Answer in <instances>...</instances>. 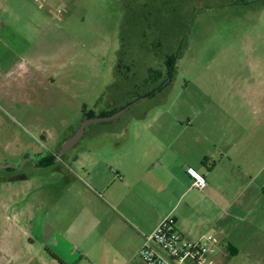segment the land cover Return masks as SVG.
I'll return each mask as SVG.
<instances>
[{
  "label": "rangeland",
  "instance_id": "rangeland-1",
  "mask_svg": "<svg viewBox=\"0 0 264 264\" xmlns=\"http://www.w3.org/2000/svg\"><path fill=\"white\" fill-rule=\"evenodd\" d=\"M40 5L54 25L44 31L38 51H59L62 62L68 52L70 65L61 75L75 81L45 84V96L28 103L0 97V166H9L0 168V264H58L50 256L48 226L60 192L54 170L59 164L44 163L58 153L64 134L73 132L66 127L81 118V104L97 116L109 104L117 107L155 90L136 104L147 113L132 122L126 138L148 137L160 124L205 118L235 143L262 139L264 154V0H54ZM169 56L174 58L171 81L149 80L150 70L165 75ZM131 111L91 127L112 129ZM104 140L100 148L106 151L111 146ZM69 264L87 263L74 254Z\"/></svg>",
  "mask_w": 264,
  "mask_h": 264
},
{
  "label": "crops",
  "instance_id": "crops-1",
  "mask_svg": "<svg viewBox=\"0 0 264 264\" xmlns=\"http://www.w3.org/2000/svg\"><path fill=\"white\" fill-rule=\"evenodd\" d=\"M43 6L0 0V97L28 103L45 96V84L75 81V76L61 75L70 65L68 52L62 62L59 51H38L44 31L54 25ZM152 91L135 94L117 107L109 104L97 116L81 104V118L66 127L73 132L64 134L57 152L82 121L108 116L144 98L130 106L132 113L116 127L104 131L92 123L58 158V153L49 155L59 164L54 170L60 192L48 226L53 254L64 264L74 254L87 264H140L143 236L170 217L188 240L205 235L217 239L211 264H264L262 139L235 143L216 133L205 118L160 124L148 137L126 138L132 122L147 113L136 104L152 97L154 93L147 96ZM103 138L110 142L109 150L100 148ZM188 167L205 178L203 191L192 188Z\"/></svg>",
  "mask_w": 264,
  "mask_h": 264
},
{
  "label": "built area",
  "instance_id": "built-area-1",
  "mask_svg": "<svg viewBox=\"0 0 264 264\" xmlns=\"http://www.w3.org/2000/svg\"><path fill=\"white\" fill-rule=\"evenodd\" d=\"M30 1L40 5L54 0ZM186 175L192 181V188L200 191L206 188L205 178L194 168L188 167ZM217 244V239L210 235L196 241L186 239L175 229L174 219L167 217L143 236L138 257L140 264H211Z\"/></svg>",
  "mask_w": 264,
  "mask_h": 264
},
{
  "label": "water",
  "instance_id": "water-1",
  "mask_svg": "<svg viewBox=\"0 0 264 264\" xmlns=\"http://www.w3.org/2000/svg\"><path fill=\"white\" fill-rule=\"evenodd\" d=\"M144 98H141L137 101H140ZM137 101H134L133 103L127 105L126 107L120 109L119 111L113 113L110 116H106V117H94V118H88L86 120H84L80 126L78 127L76 133L69 137L64 144L61 146L58 154H57V158L62 155L64 152H66L69 148H71L83 135L85 128L95 122H110L113 121L117 118H119L121 115H123L129 108L131 105L135 104ZM9 166H0V168H7Z\"/></svg>",
  "mask_w": 264,
  "mask_h": 264
},
{
  "label": "trees",
  "instance_id": "trees-1",
  "mask_svg": "<svg viewBox=\"0 0 264 264\" xmlns=\"http://www.w3.org/2000/svg\"><path fill=\"white\" fill-rule=\"evenodd\" d=\"M165 75H166V80L171 81L173 73H174V58L172 56L167 57L166 59V63H165ZM161 73L150 70L149 72V79L151 81H158V77L160 78ZM159 88V86H158ZM155 92V90H153L152 92H150L147 96H151L153 93ZM112 115V114H110ZM108 115V116H110ZM106 117V116H103ZM53 162V158L50 157V159H48L47 161H45L44 164H48ZM50 256L52 257L53 260H55L58 264H64L56 255L50 253Z\"/></svg>",
  "mask_w": 264,
  "mask_h": 264
},
{
  "label": "flooded vegetation",
  "instance_id": "flooded-vegetation-1",
  "mask_svg": "<svg viewBox=\"0 0 264 264\" xmlns=\"http://www.w3.org/2000/svg\"><path fill=\"white\" fill-rule=\"evenodd\" d=\"M164 74H165V72H164ZM49 156H47V158H48Z\"/></svg>",
  "mask_w": 264,
  "mask_h": 264
}]
</instances>
